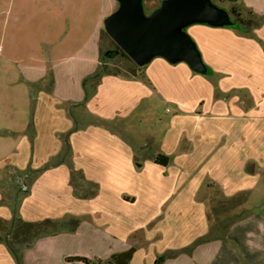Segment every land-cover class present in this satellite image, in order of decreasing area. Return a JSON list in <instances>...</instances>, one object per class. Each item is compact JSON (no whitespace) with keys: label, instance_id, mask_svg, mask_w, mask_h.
Returning <instances> with one entry per match:
<instances>
[{"label":"crops","instance_id":"obj_1","mask_svg":"<svg viewBox=\"0 0 264 264\" xmlns=\"http://www.w3.org/2000/svg\"><path fill=\"white\" fill-rule=\"evenodd\" d=\"M163 1L144 0V8L156 9ZM218 1L231 3L232 9L249 18L243 26L245 31L207 24L187 27L217 80L197 75L185 62L172 64L155 58L136 74H109L99 82L90 79L84 84L101 65L104 19L118 9L119 2L0 0V82L6 83L3 87L0 84V223L10 228L14 217L25 223L72 219L79 222L78 226H85L89 218L99 221L106 216H121L119 210L132 216L139 207L144 218L129 222L134 228L149 230L148 226L162 214L152 212L155 199L170 203L165 217L172 215L171 208L175 216L172 194L188 181L187 169L179 162L181 156L162 154L167 148H152L138 155L137 148L121 135L136 110L142 107L148 111L151 107L144 104L152 100L170 102L187 111L202 107L198 119H203L215 103L222 113L232 110L238 119H249L245 124L258 133L264 123V0ZM236 141L238 149L249 144L255 154L244 152L234 175H223V194L246 192L258 163L264 168V136ZM159 155L169 158L167 166L155 162ZM210 170L204 175L201 172L199 180H192L196 183L192 193L200 191L204 184L201 179L209 177ZM216 171L219 173L218 167ZM23 173L31 178L30 191L17 194L15 176ZM233 176L238 178V186L231 187ZM114 186L118 194L111 199L108 193ZM94 191L98 196L87 199L85 195ZM115 205L118 211L113 210ZM240 219L221 238L200 240L202 236L196 234L184 242L180 252L164 256L158 263L157 257L152 258L149 264H224L231 257L233 264H264V250L262 257L250 251L247 243L243 252L232 244L235 237L237 244L243 245L238 233L245 223L254 225L246 235L264 236V217ZM161 224L165 225L163 221ZM148 232V239L155 238L153 230ZM135 233L138 231L129 227L126 238ZM62 235L42 237L32 246L18 249L19 262L0 243V264H85L68 262L67 258L86 257V253L51 248ZM225 238L233 248L226 246ZM130 246L122 243L118 251H127ZM137 254L138 250L131 264ZM95 257L103 258L98 254Z\"/></svg>","mask_w":264,"mask_h":264},{"label":"rangeland","instance_id":"obj_2","mask_svg":"<svg viewBox=\"0 0 264 264\" xmlns=\"http://www.w3.org/2000/svg\"><path fill=\"white\" fill-rule=\"evenodd\" d=\"M213 2L219 7H225V10L230 12L233 19L237 18L232 12L231 3L229 4L227 1L219 2L218 0H213ZM159 7L156 9L144 8L145 15H152ZM239 10L242 11V9ZM242 16L245 19L249 18L246 14ZM185 31L188 33V28ZM101 36L100 55L103 56L106 51L115 50L116 44L107 35L104 26ZM190 37L196 43V40L191 35ZM76 54L75 52L74 56ZM104 61L107 63V69L111 72L129 76L130 74H136V67L138 66L129 57L117 56L115 58H107ZM139 68L144 69L143 67ZM209 71L206 74L197 72L196 74L202 77H208L207 79L213 81L217 80L214 71L212 69ZM0 84L3 87L6 83L1 81ZM221 98L222 95L219 99ZM194 99L193 97L190 101L193 102ZM202 101L203 99L198 103L197 107ZM148 105L151 107L148 111H145L142 107L136 110L126 124L128 129L121 135L126 137L133 147L137 148L138 155L141 154V151H150L152 148L153 150L167 148L165 152L162 150L164 152L162 154H168L174 158L181 156L182 159L179 162L185 165L188 174L187 183L179 185L176 188V194H172L175 195L171 199L173 201L171 204L175 203V216L173 215L174 209L171 208L173 210L172 215L165 217V212L169 211L170 203L162 204L159 203V200L155 199L154 202H156V205L152 212L162 213L160 218L148 226L149 230L155 232V238L151 237L148 239L147 237L151 233L148 232L149 230H139L138 227L134 228V223L129 222L130 219L136 222L144 218L140 214V208L138 207V210L132 216H125L119 210L121 216L116 217L113 215L112 217L109 216V218L106 216L107 221L105 220L106 218L99 219V221H96L94 218H89L88 224L85 226L79 225L80 229L78 226L79 222L75 223L72 219H69L68 222L51 220L52 222L49 224L46 223V219L42 221L44 225L41 227H33L24 226L23 223L25 222L20 218H16L15 220L17 222L11 229H9L8 225L0 223V229L4 236L8 231L10 232L7 238L9 242L15 243L17 248L20 249L26 245L32 246L39 238L57 233L63 234V237L60 238L58 243L52 245L51 248H54L56 251L64 250L70 253H86V257L94 255L91 260L95 264H105L109 260H114L115 262L114 256L126 251H118L120 246L122 247V243H125V245L130 243L132 246L128 248L129 250H134L135 252L138 250L133 264H144V262L145 264H149L152 258L172 256L174 253L180 252V248L184 246V242L190 241L196 234L202 236L200 240H204L205 238H221L227 233L228 227L240 218V216L241 219L249 215L264 217V168L259 163L257 165L256 175L252 176L249 180L250 185L245 190L246 192H225L223 194L224 192L221 187V184L225 181L224 176L226 173L233 174L241 165V157L244 152L247 154H255L253 148L249 149V144L243 145V149H238L239 144H237L236 139L246 138L247 141H251L256 136H264V123L258 129V133L255 134V130H250L249 125L245 124L249 119H238L232 110L228 113H222L221 109L216 108L215 103L210 105L209 111H206L207 113L203 119L197 118V115L203 112L201 110L202 107H194L196 108L194 111H187L172 105L170 102L157 100H152L149 104H144L145 107ZM231 143L233 146L227 149ZM144 145L146 148L143 147ZM253 145L251 146L253 147ZM245 147L247 148L244 149ZM247 165L248 163H246ZM217 167L219 168V173L216 171ZM207 169H211L209 177H202L201 180L202 182L204 181V184L200 191L192 193V185H196L192 180L194 178L199 180L201 178L200 173L202 172V175L207 174L205 172ZM23 174L27 175L28 173ZM219 175L220 177H218ZM237 179L233 176L230 184L231 187L238 186L239 180ZM30 180L31 178L29 176V190L27 192H24L21 186L16 183V193L27 194L30 191ZM116 188L114 186L111 192L108 193L111 199L118 194ZM85 196L88 199L93 196H98V194L94 191L89 196L87 194ZM191 197H193V200H191ZM163 205L165 207H162ZM88 207L89 205L86 206L85 210H88ZM114 208L113 210L118 211L116 210V205ZM106 211H109V208ZM162 221L165 223L163 226L161 224ZM243 225H245V228L241 229V232L238 233V239L243 240V245L239 246L237 244L238 241H235V237L233 239V236L231 238L234 240L232 244L243 252L244 244L247 243V248L250 251L259 252L260 256L263 257L261 254L263 253L262 250H264V236L258 233L246 235L247 231L254 229V225L251 222ZM77 227L79 230H75ZM129 227L134 229V231H138V233H135L136 235L132 234L128 239L126 238L125 232ZM90 230L91 232H89ZM205 231L208 232L205 233ZM74 232L79 233L77 235L72 234ZM225 239L227 240V238ZM227 242L228 245L226 246H230L231 248V243L228 240ZM95 254L103 256V258L98 257L99 259H96ZM233 260L234 258L231 257V260L225 259L223 262L224 264H233ZM128 264H131V262Z\"/></svg>","mask_w":264,"mask_h":264},{"label":"water","instance_id":"obj_3","mask_svg":"<svg viewBox=\"0 0 264 264\" xmlns=\"http://www.w3.org/2000/svg\"><path fill=\"white\" fill-rule=\"evenodd\" d=\"M119 7L104 20V29L114 43L138 67L161 57L169 63L185 62L200 74L208 67L190 35L193 24L232 26L230 13L212 0H164L146 16L144 0H117Z\"/></svg>","mask_w":264,"mask_h":264},{"label":"trees","instance_id":"obj_4","mask_svg":"<svg viewBox=\"0 0 264 264\" xmlns=\"http://www.w3.org/2000/svg\"><path fill=\"white\" fill-rule=\"evenodd\" d=\"M212 2H213V0H212ZM232 12H233L234 15H236L237 18L233 19L234 20V24L232 26H226V28L239 29V30L245 31L243 26L247 24V20L242 18V15L240 13H238L237 10L233 9ZM184 30H186V29H184ZM250 33L253 35L252 32H250ZM117 56H125V57H127V55L116 45V49L115 50L106 51L103 54V56H100L101 65H100V67L98 69V72H96V74L93 75L92 77L86 79L84 81V84L90 79H94L97 82H99L100 79L103 76H105V75L117 74L115 72L109 71L107 69V67H106L107 63H105V61H104L107 58H115ZM136 69H137V71L135 73H137L138 71L142 70V68H139V67H136ZM209 70L210 69L208 68V72H210ZM155 162L158 165L167 166L169 164V158L167 156H164V155H159L155 159ZM16 222H17V220H15V217H14V219L11 222V226H10L9 229H11V227L14 226ZM50 222H52V221L51 220H46V223L49 224ZM23 225L24 226L41 227L42 225H44V222H41V223H23ZM9 234H10V232L8 231L7 234L4 236L3 232L1 231L0 232V243H3L4 245H6V247L10 251V253H12V255L15 257L16 261L19 262L18 248H17L15 243H11L7 239ZM134 252H135L134 250H128V251L123 252L121 254H117V255L114 256L115 262H114V260H109V261H106L105 264H128L132 260ZM162 260H163V257H161L160 259L158 258L157 263L162 261ZM67 261L68 262L79 261V262H83L85 264H95L93 260H91V259H89L87 257H84V256L68 257Z\"/></svg>","mask_w":264,"mask_h":264},{"label":"built area","instance_id":"obj_5","mask_svg":"<svg viewBox=\"0 0 264 264\" xmlns=\"http://www.w3.org/2000/svg\"><path fill=\"white\" fill-rule=\"evenodd\" d=\"M15 182L21 186L24 192L29 190L28 182H29V175L27 174H18L15 176Z\"/></svg>","mask_w":264,"mask_h":264}]
</instances>
